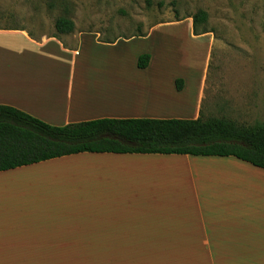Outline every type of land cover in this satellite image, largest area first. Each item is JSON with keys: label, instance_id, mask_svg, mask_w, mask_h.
Returning a JSON list of instances; mask_svg holds the SVG:
<instances>
[{"label": "crops", "instance_id": "1", "mask_svg": "<svg viewBox=\"0 0 264 264\" xmlns=\"http://www.w3.org/2000/svg\"><path fill=\"white\" fill-rule=\"evenodd\" d=\"M183 25L163 23L117 39L89 31L38 37L22 26H0V105L58 127L198 119L206 69L176 62L168 38L183 30L163 31ZM186 27L197 40L193 25ZM144 54L151 59L141 68ZM41 210H122L132 235L133 210H163L174 222L165 221L166 236L161 231L150 245L170 248L173 262L264 264V169L235 157L83 152L1 171L0 264L58 261L54 247L70 246L63 229L48 226L53 213Z\"/></svg>", "mask_w": 264, "mask_h": 264}, {"label": "rangeland", "instance_id": "2", "mask_svg": "<svg viewBox=\"0 0 264 264\" xmlns=\"http://www.w3.org/2000/svg\"><path fill=\"white\" fill-rule=\"evenodd\" d=\"M200 10L208 13L210 32L194 41L185 31ZM60 17L72 20L75 31L97 32L102 39L145 35L163 23L184 24L163 31L183 30L168 38V53L176 62L192 61L206 69L203 118L264 125V0H0L2 27L22 26L38 37L60 35L55 28ZM41 211L53 213L48 226L63 229V243L70 246L54 247L58 261L31 264H191L173 262L166 257L170 248L150 245L161 231L166 236V222H174L163 210H144V216L143 210H133V235L129 226L126 232L122 210ZM177 211L182 210H172ZM121 239L130 243L110 244Z\"/></svg>", "mask_w": 264, "mask_h": 264}, {"label": "trees", "instance_id": "3", "mask_svg": "<svg viewBox=\"0 0 264 264\" xmlns=\"http://www.w3.org/2000/svg\"><path fill=\"white\" fill-rule=\"evenodd\" d=\"M208 17L203 10L192 16L194 35L210 32ZM55 28L59 34L75 32L74 22L65 17ZM150 59L141 55L138 65L144 68ZM83 152L235 157L264 169V125L201 115L195 120L98 119L58 127L0 105V172Z\"/></svg>", "mask_w": 264, "mask_h": 264}]
</instances>
